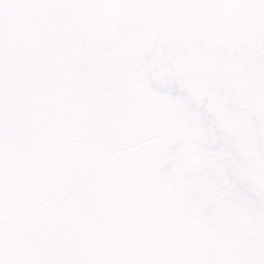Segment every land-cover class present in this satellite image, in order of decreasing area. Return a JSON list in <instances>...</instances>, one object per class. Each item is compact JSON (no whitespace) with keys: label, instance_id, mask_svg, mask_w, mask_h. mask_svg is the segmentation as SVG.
Returning <instances> with one entry per match:
<instances>
[{"label":"water","instance_id":"1","mask_svg":"<svg viewBox=\"0 0 264 264\" xmlns=\"http://www.w3.org/2000/svg\"><path fill=\"white\" fill-rule=\"evenodd\" d=\"M47 56L6 69L3 264H189L247 244L192 192L231 131L216 62L255 13L226 0H95L47 14ZM72 60L46 67L59 51ZM11 100V102H9ZM216 124L209 127L203 114ZM255 237H253V240Z\"/></svg>","mask_w":264,"mask_h":264},{"label":"snow or ice","instance_id":"2","mask_svg":"<svg viewBox=\"0 0 264 264\" xmlns=\"http://www.w3.org/2000/svg\"><path fill=\"white\" fill-rule=\"evenodd\" d=\"M81 2L85 0H0V156L5 138L6 69L10 72L14 62L23 79L21 65L31 64L33 55L47 56L45 46L53 47V33H59L47 14ZM226 2L255 13L256 22L244 38L238 26L225 34L224 44L230 52L220 56L216 69L228 92L231 131L219 132L216 143L208 146L210 152L223 154L215 160L210 186L194 188L192 196L215 216L218 225L233 226L248 243L233 256L189 264H264V0ZM71 60L70 51H59L47 61L48 75ZM203 120L214 128L216 120L211 114L204 113Z\"/></svg>","mask_w":264,"mask_h":264}]
</instances>
